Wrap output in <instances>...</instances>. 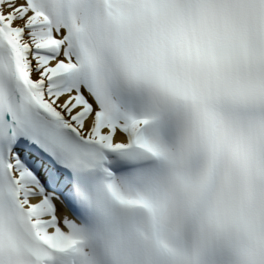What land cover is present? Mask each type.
Masks as SVG:
<instances>
[{
  "label": "snow or ice",
  "instance_id": "obj_1",
  "mask_svg": "<svg viewBox=\"0 0 264 264\" xmlns=\"http://www.w3.org/2000/svg\"><path fill=\"white\" fill-rule=\"evenodd\" d=\"M0 264H264V0H0Z\"/></svg>",
  "mask_w": 264,
  "mask_h": 264
},
{
  "label": "bare ground",
  "instance_id": "obj_2",
  "mask_svg": "<svg viewBox=\"0 0 264 264\" xmlns=\"http://www.w3.org/2000/svg\"><path fill=\"white\" fill-rule=\"evenodd\" d=\"M57 206H58V208H61V209H62V212H63L64 215H67V213H66V211H65V208H63V207L60 205L59 202H57ZM67 216H68V215H67Z\"/></svg>",
  "mask_w": 264,
  "mask_h": 264
}]
</instances>
